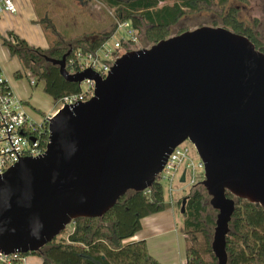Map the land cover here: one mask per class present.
Wrapping results in <instances>:
<instances>
[{"label":"water","instance_id":"95a60500","mask_svg":"<svg viewBox=\"0 0 264 264\" xmlns=\"http://www.w3.org/2000/svg\"><path fill=\"white\" fill-rule=\"evenodd\" d=\"M70 52L46 60L68 82L92 79L93 96L46 118L45 151L0 174V253L39 251L76 218L101 217L128 191L150 188L188 140L217 212L211 250L226 264L234 198L264 210V53L224 26L127 51L104 78L69 73Z\"/></svg>","mask_w":264,"mask_h":264},{"label":"trees","instance_id":"16d2710c","mask_svg":"<svg viewBox=\"0 0 264 264\" xmlns=\"http://www.w3.org/2000/svg\"><path fill=\"white\" fill-rule=\"evenodd\" d=\"M170 0H101L113 9L118 22L129 21L132 28L142 33L145 47L171 36L170 27L185 13L197 10L189 0H181L172 5ZM164 2L165 5L158 7ZM184 6H189L188 10ZM41 27L44 22L40 19ZM222 26L248 37L256 48L264 52V44L254 36L253 30L242 24L234 10L223 15ZM216 26V24H214ZM48 39V47L31 46L13 32H7V39L1 37L10 56H15L22 68L13 73L15 79L29 71L35 84L42 82L43 92L52 99L78 93L79 84L68 82L60 75L58 66L47 58H60L69 49L90 51L97 49L115 31ZM186 29H181V33ZM98 32V33H97ZM15 38V42L12 41ZM25 74V73H24ZM33 85V86H34ZM47 138V136H45ZM227 197L234 198L226 193ZM185 198L183 234L186 241V260L182 264H216L211 250L215 216L208 203L209 196L198 182L189 188ZM235 207L229 222L225 240L226 264H264V210L256 203L234 198ZM170 207L162 183L156 181L144 191H128L101 217H79L70 224V231L60 241L54 239L36 252L19 254L11 264H23L22 258L38 256L41 264H162L147 250L144 239L131 240L141 229L143 217L164 211ZM180 209V208H179Z\"/></svg>","mask_w":264,"mask_h":264},{"label":"rangeland","instance_id":"374dc122","mask_svg":"<svg viewBox=\"0 0 264 264\" xmlns=\"http://www.w3.org/2000/svg\"><path fill=\"white\" fill-rule=\"evenodd\" d=\"M30 1L35 15L41 16L44 22V27L41 28L46 42H48V39L57 40L60 38H70L86 33L88 34V38H94L95 36H92V34H95L94 32L99 31L102 33L110 31L117 22L113 9L105 6L101 0H76L78 5H76L73 0H65V2H61L60 5L55 0ZM229 6L232 8L238 6L237 12L235 11L236 18L242 22L243 25L252 27V30L257 33V36L264 44V0H211L209 4H199V9L192 13H185L175 25L171 26V34L174 35L185 28L194 29L200 25H222L220 16L226 12ZM129 23L130 22H127L126 28L123 26L117 27L106 39L104 47L113 48V43L125 36V29H129ZM31 30L36 32L35 28H31ZM139 35L140 42L138 46L144 48L145 43L142 40V33L139 32ZM2 67L10 80H12L11 85L16 93H21L20 96L23 98V101L25 100L31 105L24 102L27 113L33 119L41 120L44 115L50 111L55 113L59 105L55 106V101L43 92L42 82L34 86L30 85L29 71H25V74L23 73L22 77L19 79L13 77L12 71L17 69L22 71L21 65L15 56L9 55ZM80 89L83 91L86 89L85 83L80 84ZM18 90L20 92H18ZM55 107L57 108L55 109ZM189 143L188 140L183 142V144L187 145H189ZM199 159L197 152L191 149V160L195 165L193 169L194 177L197 180H202L204 172L203 168L197 167ZM179 172H182V170ZM190 175L191 172L188 171L187 176L189 177ZM161 183L164 187L165 196L167 197V184L165 181H161ZM185 184H187V182H180L179 178L172 181L171 195L173 202L181 199L182 196L187 194L190 187ZM177 205L180 208V203H178V201ZM179 208H175V214L178 219H181ZM211 213L216 217V210L211 208ZM69 231L70 225H68L61 234L56 236L54 240L60 241L64 239Z\"/></svg>","mask_w":264,"mask_h":264},{"label":"built area","instance_id":"2783aa9c","mask_svg":"<svg viewBox=\"0 0 264 264\" xmlns=\"http://www.w3.org/2000/svg\"><path fill=\"white\" fill-rule=\"evenodd\" d=\"M1 12L15 13L16 7L13 0H0ZM127 22L129 21H117V27L123 26L126 28ZM139 42L138 30L132 28L131 23H129V29H125V36L115 41L113 48H105L104 42L95 50L82 51L80 49H71V52L66 57V69L69 73L90 69L101 78H104L116 58L127 51L141 49L138 46ZM29 83L32 86L35 84V79L31 76L30 72ZM81 83H85L86 89L84 91L80 89L78 93L57 99L60 107L84 102L93 96L94 81L92 79H84ZM48 117H44L39 122L34 121L27 113L24 101L12 92L0 73V174L23 158L38 157L45 151L48 142L47 138H45V136L48 137L45 120ZM183 142L175 146L168 154L162 170L157 177L160 182L165 181L167 184V201L169 204L173 202L171 184L174 179L179 178L180 182H187L185 185L188 187H192L201 181L197 180L193 174L195 165L191 160V149L194 151L196 149L192 143L187 145L183 144ZM197 167L203 168L200 159ZM180 170L182 172H179ZM188 171L191 172L189 177L187 176ZM182 174L184 177L181 181ZM148 191L149 188L145 189V194ZM18 255L19 253L7 255L0 253V264H11L12 260Z\"/></svg>","mask_w":264,"mask_h":264},{"label":"crops","instance_id":"0c3cea01","mask_svg":"<svg viewBox=\"0 0 264 264\" xmlns=\"http://www.w3.org/2000/svg\"><path fill=\"white\" fill-rule=\"evenodd\" d=\"M55 1H57L59 5L61 2H65V0ZM13 2L16 7L15 13H0V38L3 37L7 39V32H13L19 38L25 40L29 45L46 49L48 43L45 40L40 24V19H42V17L35 15L31 1L13 0ZM73 2L78 5L76 0H73ZM31 28H35L36 32L34 30L32 31ZM8 57V51L6 47L2 45V40L0 39V73L12 92L23 101V98L20 96L21 93H16L11 85L12 80H10L2 67ZM15 71L16 70L12 71V75ZM18 92L20 91L18 90ZM53 100L55 101V106L59 105V109L60 104L57 100ZM24 102L26 101L24 100ZM26 103L30 105L29 102ZM56 108L57 107H55V109ZM58 109H56V111ZM52 112L53 111L48 112L44 117L53 115L54 112ZM33 120L39 122L42 119ZM177 201L178 200L172 202L170 207L164 211L143 217L141 219V229L131 238V240L144 239L149 254L162 264H182L186 260L183 216L181 214V219H178L175 214V208H179ZM22 262L23 264H41V259L34 255H28L22 258Z\"/></svg>","mask_w":264,"mask_h":264},{"label":"flooded vegetation","instance_id":"af4514ba","mask_svg":"<svg viewBox=\"0 0 264 264\" xmlns=\"http://www.w3.org/2000/svg\"><path fill=\"white\" fill-rule=\"evenodd\" d=\"M176 1H177V2H180L181 0H170L168 3L172 5V4L175 3ZM210 1H211V0H189V2H190L195 8H197V9H199V4H202V3L209 4ZM163 5H165V3H164V2H161V3L158 5V7H161V6H163ZM237 7H238V6L232 8V7L229 6V7L227 8L226 12L223 13V14H221V16H220L221 20H222V18H223V15L226 14V13H228L229 11L234 10V12H235V11L237 12ZM183 8L186 9V10H188L190 7H189V6H184ZM183 16H184V15H183ZM183 16H182V17H183ZM182 17H181V18H182ZM181 18H180V19H181ZM180 19H179V20H180ZM179 20H178V21H179ZM174 25H175V24H174ZM172 26H173V25H172ZM210 26H212V27H218V26H222V25H217V24H216V26H214V24H212V25H210ZM246 26H247V25H246ZM198 27H201V25L198 26ZM248 27H249V26H248ZM170 28H171V27H170ZM195 28H197V27H195ZM195 28H194V29H195ZM250 28L252 29V27H250ZM185 29H186V30H192L193 28H192V29L185 28ZM182 30H183V29H182ZM186 30H184V31H186ZM184 31H182V32H184ZM170 32H171V31H170ZM182 32H181V33H182ZM253 32H254V31H253ZM176 34H179V33H176ZM176 34H174V35H176ZM171 36H173V35L171 34ZM254 36H255V38H257L259 41L262 42V40H260V38L257 36V33H256V32H254ZM138 37H139V40H140L139 32H138ZM144 48H145V47H144ZM261 52H262V51H261ZM263 53H264V52H263Z\"/></svg>","mask_w":264,"mask_h":264}]
</instances>
